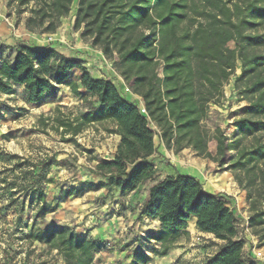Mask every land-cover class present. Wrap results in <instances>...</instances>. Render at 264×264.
<instances>
[{
	"label": "trees",
	"instance_id": "obj_1",
	"mask_svg": "<svg viewBox=\"0 0 264 264\" xmlns=\"http://www.w3.org/2000/svg\"><path fill=\"white\" fill-rule=\"evenodd\" d=\"M20 4L30 5L27 28L48 34L56 33L62 18L76 9L73 26L81 38L113 62L142 100L128 96L115 77H95L82 58L68 56L52 44L15 40L13 56L0 61V93L20 87L27 103L38 104L75 75L73 89L80 86L86 97L95 99V108L74 113L58 107L53 116L39 121L40 131L53 130L65 140L103 123L111 125L110 133L120 135L113 157L92 158L97 163L87 170L100 180L89 181L90 189L138 193L157 171L156 132L175 152L189 147L209 157L214 135L206 124L208 110L222 103L225 86L233 84L247 105L244 115L233 122L231 149L236 154L225 170H231L247 192L248 228L257 236L264 234V0H20ZM142 104L147 114L141 112ZM224 141L225 136H218L219 156ZM9 156L16 159L12 170L19 169V174L9 178L0 171V182L8 194L7 207L14 209L16 229L22 227L26 209H35L29 232L19 239L57 250L64 264H97L96 256L109 246L103 238L80 235L59 222L46 229L36 226L58 206L47 204L44 183L50 180L46 176L52 165L58 164L56 155L37 161ZM84 191V186L70 187L62 197ZM144 217L161 225L145 238L160 243L147 247L154 255H167L179 238L189 237L187 227L194 218L199 231L222 241L203 264H259L245 256L246 240L239 236L229 196L206 192L194 175L171 174L152 185L139 212V218ZM150 261L148 252L137 247L133 264Z\"/></svg>",
	"mask_w": 264,
	"mask_h": 264
},
{
	"label": "rangeland",
	"instance_id": "obj_2",
	"mask_svg": "<svg viewBox=\"0 0 264 264\" xmlns=\"http://www.w3.org/2000/svg\"><path fill=\"white\" fill-rule=\"evenodd\" d=\"M0 8H2V18L9 22L8 25L15 33V38L29 40L36 37L46 43L48 33L39 30L30 31L26 26L30 16V5H22L20 0H0ZM61 27L63 28V23L57 32L53 33L54 45L61 44L59 41ZM30 33H33L31 36L34 37H31ZM0 43L3 45L0 48V61L11 58L14 48L10 45V41H2L0 36ZM107 61L110 66L104 67L105 72L102 73L104 76L110 74L111 68L114 69L113 62ZM74 82L77 81L75 75H72L71 80L61 85L56 94L38 104L27 103L20 87H16L11 93H0V171H5L9 178L19 174V169L12 170L16 159L9 154H16L26 161L44 160L55 154L58 164L52 165L46 176L50 180L44 183L47 204L52 206L57 203L58 206L54 212L47 214L43 219H38L35 223L42 229L48 228L53 222L69 223V226L82 235L95 232L97 224L101 221L97 216L98 212H101L104 221L114 219L116 224L120 222L122 218L118 217L122 214V207L132 197H129L130 193L116 194L113 188L90 189L87 186L89 181L100 180L90 174L87 168L94 166L98 159L109 156L116 145L115 133L107 130L111 126L109 123L92 125L82 134L67 140L53 130H49L48 134L39 130L40 118L53 116L58 107L64 111L72 110L74 113H79L97 106L95 99L85 96L82 87L79 86L78 90L73 89ZM225 92L226 96L222 103L212 104L208 110L206 124L213 131L214 137L209 142L210 156L203 158L206 159L207 169L210 172L228 171L233 174L231 170H225V167L231 163L232 156L236 154V151L231 149L235 129L233 122L244 115L247 101L234 90L231 83L225 86ZM216 130L219 131L215 132ZM220 135L225 136V147L221 156L218 155ZM79 186L85 188L81 195L62 197L63 190ZM133 200L140 201L142 198L137 196ZM7 205L8 194L0 182V264H64L57 250H49L38 241L31 243L27 239H19L29 232L35 209L32 207L26 209L22 215V227L16 229L14 209ZM117 206L121 208L117 209ZM123 218L128 219V217ZM238 230L239 236L246 240L245 252L253 247L264 250V234L257 236L250 228L247 229L246 225L239 226ZM146 235L133 233L131 227H127L126 230L117 229L115 232L113 229L107 237L111 244L108 249L96 256V263L133 264V260H127L132 255L124 252L125 248L131 250L133 247L146 245L148 243L145 242ZM191 236L192 239L190 237L182 241L187 247L179 255L176 264H203L206 257L219 247L218 243L208 235L194 232ZM100 237L103 238V234ZM151 244L154 243H148V246H152Z\"/></svg>",
	"mask_w": 264,
	"mask_h": 264
},
{
	"label": "crops",
	"instance_id": "obj_3",
	"mask_svg": "<svg viewBox=\"0 0 264 264\" xmlns=\"http://www.w3.org/2000/svg\"><path fill=\"white\" fill-rule=\"evenodd\" d=\"M1 12L2 8H0V15L2 14ZM75 12L76 9H73L71 16L62 18L63 28L61 27V37H59V41L61 42V44L52 45L62 52L66 53L68 56H78L82 58L95 77H105L108 79L115 77L116 80L119 81L122 87L127 91L126 93H128V96L136 99L139 103H142L141 98L131 92L130 83L125 82L123 78L115 71V69L111 68L112 70L107 76H104L102 74L103 72H105L104 67L106 65H109V62L104 58L102 52L99 49L92 47L89 41L81 38L80 30H76L74 28L73 16ZM8 24L9 22H6L1 15V40L7 42L10 41V45L12 47H14L13 44L15 43V40L30 42L36 45H47V43L41 42V40H39L38 38L31 36L33 35V33H30L29 35L34 38H30L29 40L15 38V33L11 31V28L9 27L10 24ZM115 139L116 145L112 149L111 154L109 156H104L103 158H111L114 156L121 139L120 135L115 134ZM155 144L157 146V151L153 155V161L157 167V171L152 178L144 183V186L138 193L129 194V197H132V199H129L126 201V203H124V207H122V214L120 217H118L122 218V220L120 222H117L118 225L115 223L114 219H108L104 221L102 220L101 212H98L97 216L99 217V219H101V221L97 224L95 232L82 234L83 236L90 235L94 238H97L100 237L101 234H103V239L107 242L108 245H110L111 242L107 240V237L108 234H111L113 229L115 232L117 231V229L123 228L126 230L127 227H131L133 233H139L140 235H146L151 231H159L161 225L158 220H153L145 217L141 219L139 218V212L148 199L149 188L164 179L167 175L178 173L190 174L200 178L203 182V188L206 192L227 194L229 196L230 204L234 208V211L238 217V229L239 226H245L246 224H248L250 211L247 201V192L239 186L232 173L228 171H223L221 173L210 172V170L207 169L206 159L202 156H199L192 148L187 147L178 152H175L174 149L166 147L158 135H156L155 137ZM113 191L116 194H120V192L114 187ZM137 196H141L142 200L134 201L133 199H136ZM118 208L121 207L117 206V209ZM123 217H128V219H124ZM187 231L189 232V237L179 238L175 246L170 249L167 255H154L153 253H151V251L148 250V243L142 246V248L145 249L151 257V261L148 264H176L179 255L187 247V245H184L182 241L186 240L187 238L189 239L190 237L192 239L193 237L191 236V234L194 232L208 235L212 238L213 241L218 243V245L222 243V241L216 239L213 234L199 231L194 218L190 221L187 227ZM136 240L135 244L137 243ZM154 244L157 247L160 246V243L154 242ZM136 248L137 247H133L131 250L127 247L125 248L124 252L132 255L127 258L128 261H132L134 259V252ZM263 253V249L259 250L258 248L253 247L249 248L247 252H245V255L246 257L251 256L252 258L257 259L259 264H264ZM124 262L125 261H123V263Z\"/></svg>",
	"mask_w": 264,
	"mask_h": 264
},
{
	"label": "built area",
	"instance_id": "obj_4",
	"mask_svg": "<svg viewBox=\"0 0 264 264\" xmlns=\"http://www.w3.org/2000/svg\"><path fill=\"white\" fill-rule=\"evenodd\" d=\"M53 42H54V35L53 34H48L46 36V43L47 44H52ZM140 110H141L142 113L147 114L146 108H145V106L143 104L141 105ZM152 126H153V128L156 131H158V128L156 127L155 124L152 123ZM158 134H159V132H156V135H158ZM246 228L248 229V224H246Z\"/></svg>",
	"mask_w": 264,
	"mask_h": 264
}]
</instances>
